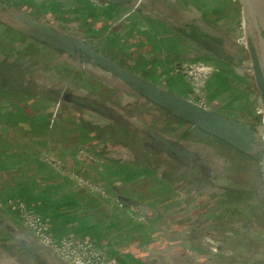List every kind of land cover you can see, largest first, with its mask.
<instances>
[{"label": "crops", "instance_id": "crops-1", "mask_svg": "<svg viewBox=\"0 0 264 264\" xmlns=\"http://www.w3.org/2000/svg\"><path fill=\"white\" fill-rule=\"evenodd\" d=\"M43 1L46 0H40V4ZM151 3L157 7L154 11L170 20L150 15L144 7L129 12V5L101 0L60 1L52 15L65 22L82 14L89 16L90 26L84 36L106 35L104 44H95L89 37L100 51L112 57L111 48L121 47L124 50L118 49L119 56L139 58L156 75V83L169 88L177 84L181 95H190L187 82L182 81L184 86L180 80L169 84L167 79L175 78L171 70L177 64L191 61L187 46L198 44L197 40L204 36L202 24L231 32L237 30L239 23L233 11L238 5L235 0H152ZM241 24L245 46L244 19ZM137 69L138 73L144 71L141 66ZM52 81L57 85L52 77L48 78L49 86L35 89L32 98L24 91L0 94V197L23 201L28 209L48 221L51 231L59 238L90 239L115 258L116 264H155L156 259L168 264L171 254L192 257L182 252L185 250L182 243H172L174 238L186 237L184 225L177 227L179 230L173 226L169 235L158 234L153 230L157 226L154 222L149 226L132 217L137 211L135 207L143 205L152 209L150 202L143 199L147 192L136 196L131 191L134 187L129 189L132 183L144 178L141 176L144 172L126 168L122 158L118 162L110 157L109 153L118 150V146L106 148L107 142L100 147L99 154L105 160L88 161L92 153H100L92 147L98 138L89 131V126L103 131L108 124L80 107L62 104ZM258 112L261 113L259 106ZM78 154L84 158L76 160ZM60 158L67 170L59 169ZM70 170L86 179L87 184L72 176ZM128 202L134 207L127 205ZM176 260L173 264L187 263Z\"/></svg>", "mask_w": 264, "mask_h": 264}, {"label": "rangeland", "instance_id": "rangeland-1", "mask_svg": "<svg viewBox=\"0 0 264 264\" xmlns=\"http://www.w3.org/2000/svg\"><path fill=\"white\" fill-rule=\"evenodd\" d=\"M0 1L14 5L23 11L26 10L36 18H49L53 16L52 14H55L59 8L60 1L64 2V0H46L40 4V0ZM52 2L54 4H52ZM235 2L238 6L233 13L236 15L240 27L241 22L243 23L242 0H235ZM67 17H69V14ZM54 19L56 20V18ZM88 19L89 16L82 14L79 18L70 21L66 20V22L69 23L72 28L75 27L74 30L78 32L76 33L78 36L85 37L84 32L88 31L90 26V23H88L89 21H87ZM83 24H85V26ZM4 31L5 28L0 25V45L5 41L3 36ZM202 34L205 35L203 39L205 42L214 45L219 50H223L228 56L233 58V61L225 60L201 43L194 44V46H192L193 48L187 46V49L192 54L191 62L193 61L194 65H197L208 75L206 88L201 94L202 104L234 120L256 124V126L261 129L262 118L261 114L258 112L257 106L258 91L251 75L249 68V55L242 43V37H240L241 33L237 30L231 32L221 28L217 29L212 25L202 24ZM103 35L104 34L100 35L98 33H92L89 37L97 44H104L107 40L106 35ZM11 44L13 45V43ZM26 47H31L32 51L35 50L34 53L36 56L33 57L34 61L26 64L29 67L34 64L32 68L33 72L40 67L42 68L43 66L41 65L44 62L48 64V69L51 68L52 70H58L56 68H59L60 70H63V87L75 92H78V90L82 88L86 89L92 99H95L97 102L101 101L107 103L109 106L113 105V101L120 99L124 100L117 90L110 92V88L104 84H101L100 88L96 87L98 83L93 79H90L91 77H87L86 72L69 66L64 67L58 63V61L52 62L57 58V56L54 55L55 53L51 55L50 59H47L50 55L43 51L42 46L32 44V46L27 45ZM118 49H121V47ZM111 50L115 53L112 54L114 60L137 73L139 71L137 67L141 66L144 71L139 74L152 82H157L156 75L152 74L153 72L151 73L148 71V67L144 66L139 61H136L137 59L134 56L124 54L119 57L117 49L111 48ZM121 50L123 51L124 49L122 48ZM134 60V65H131ZM176 68L177 66L175 65L174 69ZM167 81L169 84L172 82H180L181 85L184 86L181 77H175L174 79L168 78ZM164 88L172 93L178 95L182 94L179 92L177 84H174V86L170 88H166V86ZM96 91L98 92L97 95H91V93H97ZM184 96L193 98V100L196 101V98L192 93L190 95L184 94ZM160 113L166 115L164 111H160ZM134 121V125L140 128L143 127L144 122L140 120V118L137 117ZM160 127L163 128V126ZM164 136L171 139L172 135L165 134ZM206 137L208 140L205 144L193 143L192 146L198 147L199 149L201 148L200 151H202V155L204 157H209V160H211L215 169L230 175H243L252 187L262 191L260 196H264L263 146L259 144L253 145V150L251 151L252 155L248 156L246 161L242 164L239 161H233L230 159V156H228L223 149L217 151L216 148L211 146V142L214 140L208 136ZM181 142L186 145L189 143L186 140H182ZM80 158L83 159L84 157L81 154H78L75 157L76 160ZM62 160L63 159L60 158L58 167L59 169L67 170V168H64ZM161 163L162 165L166 164V162ZM179 164L180 167L178 173L175 174L176 178H180L179 173L186 175V177L189 175L191 176L190 178H192V174H189L188 171L189 164L182 162ZM167 168L170 169L168 166ZM155 171V176L158 177L159 180L163 177L165 179L159 181L157 178L148 176L144 173L141 175L142 177L144 175V178L139 179L134 185H132V183L129 188L132 189V187H134L131 191L136 196L144 195L147 192L143 199L145 202L149 201L152 207V209L147 211H137L136 213H133L132 217L134 219L149 226L154 222V224L157 225L153 229L154 232L169 235L172 232L168 231H170L173 226H176L175 229L179 230L177 227L181 226L180 224L184 222L182 220V215H185V212H187L186 215H190L191 213V215H196L193 216V219H200L201 215L204 216L206 212H209L214 216L218 212V208L222 207L221 209H226L223 214L224 219L220 220L221 224L215 232L211 233L205 230H198L195 232L196 237L194 239L192 231L189 230L191 233H188L184 239L181 238L178 240V238H174L172 243H182V245L186 247L182 252L188 253L194 257L198 264H264V210H262L263 214L259 216L258 219H255L252 216V209H258L262 206V209H264V200L257 197L250 202H244L245 204L243 205L240 204L241 206L237 204L239 207V210H237L236 205L234 204L224 206L226 203L224 197H220V199L213 197V188L209 186L203 192L196 194V196L190 199H185L186 201L184 204H179L180 198L176 197L178 193L176 195L173 190L180 189L188 194V186L193 188L194 186H197V184L190 186L185 183L184 180L173 181L172 179L174 176H170V171L164 176L161 172L163 170L158 169ZM165 171L166 170L164 169V172ZM259 171L261 172V177H259ZM69 172H72L71 175L75 176L83 184H87L86 179L77 176L71 170ZM179 193L182 194L183 192L180 191ZM169 201H171L172 209H169L168 207ZM194 203H196L194 205L196 208L193 210L191 207ZM204 204H207V207L204 206ZM142 207L143 205H140L138 209H141ZM243 207L245 210L242 209ZM239 213H241L242 216L239 215ZM151 215L154 216V218ZM168 221L173 222V225H171L169 229ZM235 231H238L240 234H237ZM209 235L212 237L208 238ZM177 251H179V249H177ZM27 259V254L24 252L15 251L14 248L11 250H2V247L0 246V264H16L17 261L26 264ZM48 264L52 263L49 262Z\"/></svg>", "mask_w": 264, "mask_h": 264}, {"label": "water", "instance_id": "water-1", "mask_svg": "<svg viewBox=\"0 0 264 264\" xmlns=\"http://www.w3.org/2000/svg\"><path fill=\"white\" fill-rule=\"evenodd\" d=\"M101 1L117 3L123 6L129 5V12L144 7L150 15L170 20V17L154 11L157 7L152 6V0ZM164 5L166 6L167 4ZM242 5L245 36L244 47L249 55V68L258 91V102L262 108L260 113L262 118L261 129L251 122L246 123L226 117L196 102L193 98L167 91L164 85L142 77L139 73L128 69L112 57L104 54L92 42L86 40L85 37L78 36L76 34L78 32L74 30L75 27L72 28L70 24L65 21L59 19L55 20L54 18L56 17H54V15L49 18H36L26 10L23 11L14 5L0 1V25L36 41L39 40L44 42L48 44L51 49L63 51L69 56L68 60L73 62L76 67L86 72L95 81L106 85L110 89H116L126 102H132L137 99L149 101L161 108L165 113H169L171 117L178 120L180 119L192 125L193 128L200 129L202 132L209 135V137L219 139L229 145L240 148L248 155H252L251 151L253 150V145H262L264 150V53L260 33L259 0H242ZM166 7L174 8L170 5ZM171 18L174 19L172 16ZM237 28V31L241 33L242 28L239 27V24H237ZM204 37L205 35L201 39H198L197 42L205 45L209 50L221 58L233 61V58L228 56L223 50H219L214 45L205 42L203 40ZM182 63L191 64L193 62L185 61ZM166 88L168 87L166 86ZM56 94L62 104L80 107L96 119H99L102 123L108 125H125L139 133H143L144 131L142 127L140 128L134 125L135 118L127 116L116 106H109L107 103L101 101L97 102L95 99L87 96L88 94L84 90L68 92L67 89H62L61 91H57ZM201 94L197 97L201 98ZM148 134L153 139L152 147L161 152L162 155L169 156L178 161L182 159L192 160L198 158V155L199 158L201 157V152L197 155L190 153L186 149V144L179 142L173 137L170 139L162 133L153 131ZM109 156L116 159L131 158L130 150L127 148L114 149L109 153ZM89 159L88 161L94 163L105 160L104 157L94 155L93 153L89 156ZM210 178L211 174L208 176V179ZM213 192L219 193V190L215 187L213 188ZM8 200L15 201L18 199H2L0 197V240L3 241L0 246L2 250H11L14 248L15 251L26 253L28 257L26 264H48L49 262L52 264H73L37 237L20 219H18L11 207L7 206L6 203ZM127 205L131 206L132 204L128 202ZM1 209L5 210L2 211ZM135 209L137 211L148 210L144 207L141 209L135 207ZM44 220L49 225L48 221L46 219ZM49 229L51 231L50 227ZM79 240L91 242L97 249L102 250L113 264H116L115 258L108 255L105 249L97 247L90 239ZM175 259L185 260L187 262L186 264H198L194 257L186 255H171L168 264H173V260ZM157 260H153V262L156 263ZM177 260L176 263L178 262ZM16 264H22V262L17 261Z\"/></svg>", "mask_w": 264, "mask_h": 264}, {"label": "trees", "instance_id": "trees-1", "mask_svg": "<svg viewBox=\"0 0 264 264\" xmlns=\"http://www.w3.org/2000/svg\"><path fill=\"white\" fill-rule=\"evenodd\" d=\"M16 32V31H15ZM18 34H21L19 32H16ZM37 43H40L46 47H48V44L41 42L39 40H34ZM13 45L19 46V41H15ZM50 48V47H49ZM18 49V48H17ZM54 51L59 52L60 54H65L69 59V56L64 53L61 50L58 49H51ZM10 59H4L3 56L0 57V87L2 85L6 86L8 91L16 92L17 90L20 92H26L28 96L32 98L34 95V81H31L30 77H25L22 69L27 66V63H31L34 61L33 57H25L20 56L19 54L12 53ZM28 86V87H24ZM29 88V89H28ZM111 92L116 89H109ZM119 109L123 111L127 116H130L132 118H140L144 122V128L143 133H139L138 131H134L130 129L129 127L125 125H119L118 127L113 126L112 124L108 125L105 130L103 131H97L98 129L89 126V131L93 132L95 136H97L98 140L97 143L92 145V147H95L96 152L100 151V153H96L98 156L102 153V146L107 142L106 148L109 146H118V149H129L131 158H128L124 160V166L126 168H130L133 166L138 167L139 170H143L145 174L147 175H153L155 178L158 179V177L155 176L156 169H161L164 171V168L169 166L162 165L161 162H167L164 155L161 154L158 150H156L153 145V139L149 136V132H158L163 133L164 131H161L158 128V120L156 114H161L160 111H163L161 108L157 107L156 105L150 103L149 101H142L141 99L134 100L132 102H120L118 103ZM146 115H151L152 122L148 123L145 120ZM167 115V116H166ZM166 115H162L166 119L171 120L172 122H178L181 125H186V128H182L181 130L177 131L176 129H170V132L175 134V136L179 137H192L193 133H200L202 135V138H198V142L205 144V142L208 140L205 138V136H209L206 133L202 132L198 128H193L192 125L182 121L175 119L174 117H171L169 113H166ZM156 122V124H155ZM214 141L211 142V146L213 148H216L217 151H220V149L224 150L228 156H230V159L233 161H239L240 163H244L247 159L248 155L240 148H237L235 146L229 145L219 139L210 137ZM113 143V144H112ZM112 144V145H111ZM101 147V148H100ZM187 151L193 154H200L199 149H192L191 147L186 148ZM106 151H109V149H106ZM172 159V158H171ZM256 159V158H255ZM174 162L171 163V168L169 169L172 174L178 173V166L180 167V164L178 160L172 159ZM184 160V159H182ZM188 163L190 164V168L193 171L192 178L188 175V177H184L186 175L180 174V178H176L173 181H179L184 180L187 182L190 186L193 184H197V186H194L192 191L196 194H199L203 192L207 187L211 186L212 188H217L219 190V193L212 192V196L220 199V197H224V200L226 203L224 206L227 205H236V209L239 210V207L237 204H245L244 202H250L254 198L259 197V199L264 200V196H260L262 194V191H260L257 188L252 187L247 180L244 178L243 175H230L227 173H224L222 171H219L215 169L213 163L208 162L204 156H201L199 158H195L192 160H188ZM257 160V159H256ZM122 161V159H118V162ZM178 161V162H177ZM115 162V161H114ZM178 164V165H177ZM132 165V166H131ZM174 165V166H173ZM130 166V167H128ZM162 174L164 175V172ZM209 174H211V178L208 179ZM259 177H261V172L259 171ZM165 179L164 177L161 178L159 181H163ZM215 186V187H214ZM240 205V206H241ZM223 206V204H222ZM222 207L218 208V212L212 216L209 212H206L205 215H201L200 219H195L194 221L190 222V226L192 228V234L193 238L195 239V232L198 230H205L209 232H215L217 228H219V225L221 224L220 220H223V214L225 213L224 209H221ZM262 207L258 209H252L253 217H256V219L259 218L263 214L264 209ZM244 209V207L242 208ZM245 210V209H244ZM250 211V212H251ZM243 213V212H242ZM239 215L242 216L241 213ZM237 221V220H236ZM203 226V227H202ZM237 234H240L238 231ZM212 236H208V238H211ZM3 241L0 240V244H2ZM20 247V246H19ZM21 248V247H20ZM186 249V247H184ZM22 249V248H21ZM172 255V254H171ZM155 264H164L162 261H157Z\"/></svg>", "mask_w": 264, "mask_h": 264}, {"label": "flooded vegetation", "instance_id": "flooded-vegetation-1", "mask_svg": "<svg viewBox=\"0 0 264 264\" xmlns=\"http://www.w3.org/2000/svg\"><path fill=\"white\" fill-rule=\"evenodd\" d=\"M5 28V27H4ZM77 29V28H76ZM79 31V30H78ZM3 36H4V38H5V41L0 45V57H2L3 56V58L4 59H10L11 58V54L12 53H16V54H19L20 56H27V57H34V56H36V54L34 53V51H32V49H31V47H26L27 45L28 46H32V44L33 45H39V46H42V49H43V51L44 52H46L48 55H50L49 57H47V59L49 58H51V55H53V53H55L54 55L55 56H57V58L56 59H54L52 62H57L58 61V63H60L62 66H64V67H67V66H69V67H71V68H74V69H78V70H80L78 67H76V65L73 63V62H71V61H69L67 58V56L65 55V54H60L59 52H57V51H54V50H51V48H49V46L48 47H46V46H44V45H42V44H40V43H37V42H35L34 41V39H32V38H29V37H27V36H25V35H23V34H18V33H16L14 30H12V29H10V28H5V31H4V34H3ZM88 39V38H87ZM86 39V40H87ZM15 41H19V46L20 47H17L16 45H12L11 43H15ZM88 41H90L91 42V40H89L88 39ZM93 43V42H92ZM95 44H96V42H94ZM96 47H98L97 45H96ZM18 48V49H17ZM28 48V49H27ZM99 48V47H98ZM117 51H118V49H117ZM34 53V54H33ZM52 53V54H51ZM114 52L112 51L111 52V54H113ZM8 54H10V55H8ZM115 54V53H114ZM2 55V56H1ZM120 57V56H119ZM137 60L136 61H139V62H141V60H139V58H137V57H135ZM134 62H135V60L133 61V64H131V65H134ZM182 64H185V63H180V64H177L176 66H177V68L178 67H180ZM191 64H194V63H191ZM34 65V64H33ZM33 65H30V67L29 66H25L23 69H22V71H23V73H24V76L25 77H30L31 78V81L33 80L36 84H34V86H35V88L36 89H38V87H41V85L43 86L42 88H44V87H47V86H49V84H48V82H47V80H48V78H53V80L57 83V85L56 84H53V81H52V84H53V86L52 87H54V88H57V91H61L63 88H65V87H63V84H64V82L62 81L61 82V80L63 79V70H60L59 68H56V69H58V70H52L51 68L50 69H48L49 67H48V64L47 63H42V65L41 66H43L42 68L40 67L38 70H36L35 72H33L32 71V68H33ZM128 69H130V68H128ZM131 70V69H130ZM81 71V70H80ZM203 71V70H202ZM33 72V73H32ZM204 72V71H203ZM205 73V72H204ZM172 76H174V77H181L182 79H183V81L184 82H187L188 83V81L186 80V79H184L181 75H180V73L179 72H177L176 71V69H174V67H173V69L171 70V73H170ZM86 75H87V77H89L90 78V76L86 73ZM208 76V75H207ZM90 79H92V78H90ZM94 80V79H93ZM95 81V80H94ZM95 82H97V81H95ZM98 84L96 85V87H99L100 88V86H101V83H99V82H97ZM189 84V87H190V91H191V93H192V95H193V88H194V86H193V84L192 83H188ZM206 84H207V81H206V83H205V86L203 87V90L205 89V87H206ZM24 87H28V86H24ZM29 89V88H28ZM80 90V89H79ZM86 92H87V94H88V91L86 90V89H84ZM18 91V90H17ZM34 91H35V89H34ZM68 92H71L72 90H67ZM110 91V90H109ZM5 92H10V91H8L7 90V88H6V86H4V85H2L1 87H0V94L1 93H5ZM97 92V91H96ZM111 92V91H110ZM98 94V92L97 93H91V95H97ZM113 95V94H112ZM87 96H89V97H91L89 94L87 95ZM194 96V95H193ZM195 98H196V102H198V103H200V104H202V102L200 101V100H198V98L199 97H196L195 96ZM118 101V102H117ZM117 101H113L112 103H113V105L114 106H118V105H120V104H118V103H120V102H123L124 100H117ZM126 102V101H125ZM75 106V105H74ZM204 106V105H203ZM77 107V106H76ZM118 109H119V107H118ZM157 115V117H159V118H157V120H158V128L161 130V131H164L162 134H168V135H172L171 137H173V138H175L176 140H178L179 142H181L182 140H186V141H188L189 143L186 145V148L187 147H191L192 149H199L198 147H194V146H192V144L193 143H200V142H198V138H202V135L200 134V133H193V136L192 137H189V138H186V137H179V136H175V134H173V133H171L170 132V129H176L177 128V131H179V130H181L182 128L184 129V128H186V125H181V124H179L178 122H172L171 120H169V119H166L165 117H163L162 116V114H156ZM137 118V117H136ZM141 120V119H140ZM145 120H146V122H148V123H151L152 122V117H151V115H146L145 116ZM155 124H156V122H155ZM115 127H118V124H113ZM160 126H163V128L162 127H160ZM145 126H144V124H143V127L142 128H144ZM209 137V136H208ZM205 138L207 139V137L205 136ZM210 138V137H209ZM200 144H202V143H200ZM201 149V148H200ZM199 149V150H200ZM201 153H202V151H200ZM201 156H203L202 154H201ZM164 159H166L167 160V162H166V165H167V163L169 164V166L168 167H170L171 168V163H173L174 161L169 157V156H166V155H164ZM204 158H206L207 159V161L208 162H210L211 163V160H209V157H204ZM123 159V158H122ZM124 160H126V159H124ZM178 162V161H177ZM180 162H182V163H188V161L187 160H180ZM180 162H178V163H180ZM189 164V163H188ZM178 165V164H177ZM132 166V165H131ZM174 166V165H173ZM128 167H130V166H128ZM131 169H133L134 171L136 170V171H142V172H144L143 170H139L138 169V167H136V166H133V167H130ZM166 171L164 172V175H166L167 173H168V171H170L169 170V168H167V167H165L164 168ZM178 169H179V166H178ZM157 170V169H156ZM192 169L190 168V164H189V174H192L193 173V171H191ZM145 173V172H144ZM163 175V176H164ZM148 176H150V175H148ZM170 176H174V178L172 179V180H175L176 179V176H175V174H170ZM151 177H154L153 175H151ZM181 177V176H180ZM184 177H186V176H184ZM171 178V177H170ZM180 181V180H179ZM185 182V181H184ZM172 183H174V182H172ZM185 183H187V182H185ZM188 184V183H187ZM189 185V184H188ZM188 188H189V190H187L189 193L187 194V193H185L183 190H173L175 193H176V195H177V193H178V195L176 196V197H178V198H180V203L179 204H184L185 203V199H190V198H192V197H194V196H196V193L195 192H193L192 191V187H189L188 186ZM191 189V190H190ZM183 192L182 194H180L179 192ZM165 195V194H164ZM181 200H183V201H181ZM171 201H169V209H172V204L170 203ZM171 204V205H170ZM196 203H194L193 204V206L191 207L193 210L196 208L194 205H195ZM208 204V203H207ZM207 204H204V206H206ZM209 206V205H208ZM207 207V206H206ZM224 208V207H223ZM191 210V209H190ZM188 212H190V211H188ZM193 212V211H192ZM184 214V213H183ZM187 214V212H185V215H182V220L184 221L182 224H180V225H184L185 226V229L187 230L186 231V233H185V236L189 233H191V231H192V228H191V226H190V222H192V220L194 221L195 219H193V216H196V215H186ZM253 216V215H252ZM195 218V217H194ZM255 219H256V217H254ZM168 223H169V225H168V228H170L171 227V225H173V222H170V221H168ZM189 230H191V231H189ZM194 237V236H193ZM207 237V236H206ZM184 239V238H183Z\"/></svg>", "mask_w": 264, "mask_h": 264}, {"label": "built area", "instance_id": "built-area-1", "mask_svg": "<svg viewBox=\"0 0 264 264\" xmlns=\"http://www.w3.org/2000/svg\"><path fill=\"white\" fill-rule=\"evenodd\" d=\"M176 71L192 83L193 95L199 96L207 81V74L197 65L182 64ZM201 100V98H198ZM7 206L14 211L20 219L37 237L55 249L60 255L67 258L73 264H113L102 250L97 249L91 242L75 239L73 237H58L50 231L46 221L28 209L25 203L19 200H8Z\"/></svg>", "mask_w": 264, "mask_h": 264}, {"label": "bare ground", "instance_id": "bare-ground-1", "mask_svg": "<svg viewBox=\"0 0 264 264\" xmlns=\"http://www.w3.org/2000/svg\"><path fill=\"white\" fill-rule=\"evenodd\" d=\"M259 3H260V19H259L260 20V33L262 37V47H263V53H264V0H259ZM258 106L261 111L262 108L259 102H258Z\"/></svg>", "mask_w": 264, "mask_h": 264}]
</instances>
